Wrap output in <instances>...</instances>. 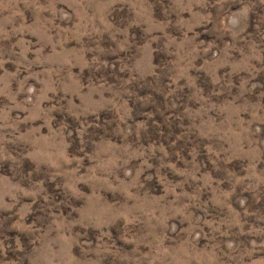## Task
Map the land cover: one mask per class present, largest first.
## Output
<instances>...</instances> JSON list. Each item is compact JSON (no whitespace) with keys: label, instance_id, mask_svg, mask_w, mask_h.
<instances>
[{"label":"rangeland","instance_id":"obj_1","mask_svg":"<svg viewBox=\"0 0 264 264\" xmlns=\"http://www.w3.org/2000/svg\"><path fill=\"white\" fill-rule=\"evenodd\" d=\"M0 264H264V0H0Z\"/></svg>","mask_w":264,"mask_h":264}]
</instances>
